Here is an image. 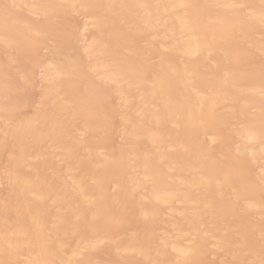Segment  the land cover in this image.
I'll return each instance as SVG.
<instances>
[{
    "label": "bare ground",
    "instance_id": "6f19581e",
    "mask_svg": "<svg viewBox=\"0 0 264 264\" xmlns=\"http://www.w3.org/2000/svg\"><path fill=\"white\" fill-rule=\"evenodd\" d=\"M0 264H264V0H0Z\"/></svg>",
    "mask_w": 264,
    "mask_h": 264
},
{
    "label": "rangeland",
    "instance_id": "374dc122",
    "mask_svg": "<svg viewBox=\"0 0 264 264\" xmlns=\"http://www.w3.org/2000/svg\"><path fill=\"white\" fill-rule=\"evenodd\" d=\"M39 49H38V52H37V57L38 58H41L42 59V57H40V56H42V54H41V49L45 46V44L43 43V44H39ZM36 56V55H35ZM14 95L16 96V98H17V100H18V102H20L21 103V105L19 104V111H23L24 110V107L22 106V102L25 100V98H27V96H28V94H27V92H21V91H18V92H15L14 93ZM18 96V97H17ZM23 108V109H22ZM112 140H105L104 142H103V145L105 146H107V145H110Z\"/></svg>",
    "mask_w": 264,
    "mask_h": 264
}]
</instances>
